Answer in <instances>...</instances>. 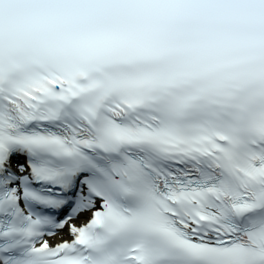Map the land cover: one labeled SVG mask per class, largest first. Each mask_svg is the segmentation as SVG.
<instances>
[{
    "label": "snow or ice",
    "instance_id": "6c2138e0",
    "mask_svg": "<svg viewBox=\"0 0 264 264\" xmlns=\"http://www.w3.org/2000/svg\"><path fill=\"white\" fill-rule=\"evenodd\" d=\"M0 264H264V0H0Z\"/></svg>",
    "mask_w": 264,
    "mask_h": 264
}]
</instances>
